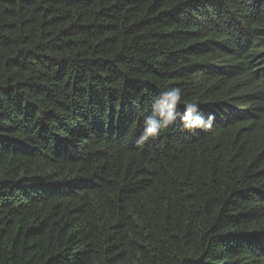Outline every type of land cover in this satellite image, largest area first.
<instances>
[{"label": "trees", "instance_id": "16d2710c", "mask_svg": "<svg viewBox=\"0 0 264 264\" xmlns=\"http://www.w3.org/2000/svg\"><path fill=\"white\" fill-rule=\"evenodd\" d=\"M0 264H264V0H0Z\"/></svg>", "mask_w": 264, "mask_h": 264}, {"label": "clouds", "instance_id": "9594fccd", "mask_svg": "<svg viewBox=\"0 0 264 264\" xmlns=\"http://www.w3.org/2000/svg\"><path fill=\"white\" fill-rule=\"evenodd\" d=\"M182 95L179 87H172L158 94L152 103L150 114L143 116V130L137 140L139 145H143L150 138L156 139L163 129L175 124L177 120L181 131L194 132L211 127L215 117L211 114L205 117L196 103L184 101L183 111H178Z\"/></svg>", "mask_w": 264, "mask_h": 264}]
</instances>
